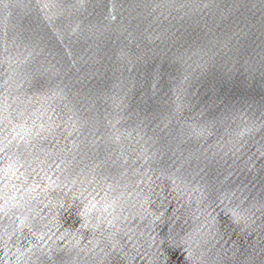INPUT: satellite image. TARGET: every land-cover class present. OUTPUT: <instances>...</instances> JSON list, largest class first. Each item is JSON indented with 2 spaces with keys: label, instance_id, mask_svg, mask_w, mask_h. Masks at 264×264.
<instances>
[{
  "label": "water",
  "instance_id": "water-1",
  "mask_svg": "<svg viewBox=\"0 0 264 264\" xmlns=\"http://www.w3.org/2000/svg\"><path fill=\"white\" fill-rule=\"evenodd\" d=\"M0 264H264V0H0Z\"/></svg>",
  "mask_w": 264,
  "mask_h": 264
}]
</instances>
